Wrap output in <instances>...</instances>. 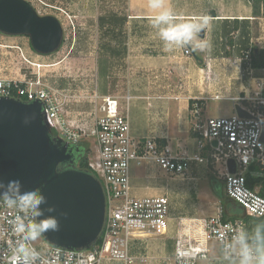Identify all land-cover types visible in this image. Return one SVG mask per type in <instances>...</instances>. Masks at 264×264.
<instances>
[{
    "label": "built area",
    "instance_id": "obj_1",
    "mask_svg": "<svg viewBox=\"0 0 264 264\" xmlns=\"http://www.w3.org/2000/svg\"><path fill=\"white\" fill-rule=\"evenodd\" d=\"M185 53L190 54L191 50L187 47ZM0 96L41 101L46 122L55 136L71 146L82 143L87 135L94 138L93 146L89 147L93 152L88 165L102 182L106 197L101 242L85 249H67L51 244L42 234L34 243L41 253V264H139L150 259L148 254H138L135 249L146 240L167 235L172 203L167 194H134L131 178L135 163L152 161L172 175H185L193 162L213 165L224 182L226 196L248 216H264V196L258 186L251 188L247 183L249 173L259 177L264 170V76L252 98L253 105H240L250 117L235 112L230 116L201 118L200 105L198 101L195 103L193 113L197 120L192 130L198 153L193 156L175 154L168 146L162 147L155 137L134 138L128 107L123 109L116 96H101L98 89L92 96L95 108L91 112L94 124L90 129L74 127L69 122L63 93L41 77L18 80L0 73ZM126 97L130 99L129 94ZM214 98L219 99L220 95ZM231 160L235 172L230 171ZM252 165L259 170L252 171ZM11 215L0 206V264H16L9 254L15 239L10 231ZM242 229L247 234L244 219L224 220L222 203L209 217L181 218L174 250L164 257V264H199L201 260L212 259L234 261L238 258Z\"/></svg>",
    "mask_w": 264,
    "mask_h": 264
},
{
    "label": "crops",
    "instance_id": "obj_2",
    "mask_svg": "<svg viewBox=\"0 0 264 264\" xmlns=\"http://www.w3.org/2000/svg\"><path fill=\"white\" fill-rule=\"evenodd\" d=\"M169 3L185 18L200 16L206 19L204 35L199 34L204 48L193 50L191 46H186L174 48L172 51L150 50L151 54L134 56L136 62L151 63L149 70L152 74L151 80L135 75L137 71H130L127 81L122 83L124 87L121 90L116 92L114 89L120 86V82L118 85L115 83L113 87L107 82V86L104 89L98 88V91L101 96L118 97L121 107L123 109L128 107L129 119L131 102L137 101L134 103V109L141 114V120L139 126H132L130 119L131 135L134 138L155 137L159 143H164L163 147L168 146L175 154L193 156L198 153L195 133L192 132L196 117L193 112L197 101L202 104L199 116L201 118L221 117L210 111L211 104L207 103L208 100L233 102L234 111L230 113L231 110L228 109L224 116L233 115L238 104L253 105L252 98L259 90V82L264 73L263 67L252 66L251 58L256 50L264 49V16L254 14L250 0H169ZM124 12L128 18L126 25L129 28L135 30L150 28L151 25L146 18L147 0H126ZM243 27L249 28L247 35L243 34ZM8 37L16 38L12 35ZM149 40H152L151 47H163L160 39ZM187 47L191 50L190 54L185 53ZM130 57L132 56L128 55V60L133 62V58ZM108 69L106 64L107 80ZM128 94L129 100L126 97ZM216 95H220V98L215 99ZM233 97L242 99L233 100ZM154 166L156 165L152 161L135 163L132 166L131 183L134 194L163 195L160 192L168 189V185L161 186L160 181L158 182L157 177L163 176H157L153 169L150 170ZM140 167L144 169H139ZM194 167L205 169L206 165L193 162L188 173H192ZM164 194L169 195L168 191ZM211 200L210 197L206 205L210 204ZM219 204L218 199L212 200V205ZM181 218L189 220L196 217L180 214L176 216L170 213L165 238L170 235L171 243L164 245L161 242L164 237L159 243L163 258L174 250V239Z\"/></svg>",
    "mask_w": 264,
    "mask_h": 264
},
{
    "label": "rangeland",
    "instance_id": "obj_3",
    "mask_svg": "<svg viewBox=\"0 0 264 264\" xmlns=\"http://www.w3.org/2000/svg\"><path fill=\"white\" fill-rule=\"evenodd\" d=\"M26 1L40 16L53 15L58 18L63 27L61 46L56 52L43 55L33 49L29 36L18 35L11 39L0 31V73L18 80H34L41 77L43 81L59 89L63 93L65 116L74 127L92 128L94 120L91 112L95 108L92 96L96 89H104L107 82L112 87L120 82V86L114 88L117 92L124 87L122 83L127 81L130 71H137L135 75L142 78L152 79L149 72L151 63L147 61L139 63L134 61L136 57H133L151 54L150 50L162 51L164 47H151L152 40L149 39H159L156 30L151 26L135 30L126 25L128 20L124 12L126 0ZM248 30L249 28L243 27V34L247 35ZM254 32L256 34V29ZM128 55L132 56L130 58H133V62L128 60ZM105 63L109 68V80L106 79ZM136 102H131L132 126H139L141 120V114L134 109ZM207 103L211 104L210 111L219 116H224L228 109L231 110L230 113L234 111V104L230 101L208 100ZM199 105L202 107V104ZM196 120L197 117L194 118L193 124ZM93 143L92 136L82 138V144L87 147L93 146ZM92 152L90 149L89 157ZM152 169L155 175L163 176L157 177L160 185H168V189L165 188L160 193L168 191L172 203L171 214L176 216L180 214L186 217L205 218L213 215L218 206L212 205V200L218 199L221 204L216 194V185H222L223 196L227 197L224 182L215 172L213 165L206 166L205 169L194 167L192 173H188L189 169L185 175L168 174L156 166L150 170ZM209 196L212 200L206 205L210 201ZM162 237L164 236L158 235L138 245L136 253L150 256L146 263L139 264H164L159 248ZM170 241L169 235L161 242L169 245ZM213 254H216L215 250ZM169 255L171 252L167 253V256ZM237 259L231 262L237 264ZM199 264L226 262L212 259L201 260Z\"/></svg>",
    "mask_w": 264,
    "mask_h": 264
},
{
    "label": "water",
    "instance_id": "obj_4",
    "mask_svg": "<svg viewBox=\"0 0 264 264\" xmlns=\"http://www.w3.org/2000/svg\"><path fill=\"white\" fill-rule=\"evenodd\" d=\"M0 31L29 36L33 49L43 55L56 52L63 40L58 18L40 16L26 0H0ZM236 112L251 116L239 104ZM74 161L71 145L53 135L41 101L0 96V181L19 180L24 190L41 189L47 199L41 207L55 209L44 215L59 223L58 230L43 233L45 239L55 246L85 249L101 236L106 197L100 179L76 168ZM230 171L235 172L233 160Z\"/></svg>",
    "mask_w": 264,
    "mask_h": 264
},
{
    "label": "clouds",
    "instance_id": "obj_5",
    "mask_svg": "<svg viewBox=\"0 0 264 264\" xmlns=\"http://www.w3.org/2000/svg\"><path fill=\"white\" fill-rule=\"evenodd\" d=\"M147 20L156 30L165 51L191 46L202 50L204 43L199 34L206 27V19L200 16L185 18L177 13L169 0H147ZM47 199L41 189L24 190L19 180L0 181V206L11 212L10 231L15 239L9 247L16 264H41V253L34 247L41 235L58 230L55 216H45L54 208H42ZM256 243L253 244L244 230L238 238L237 264H264V225L254 228Z\"/></svg>",
    "mask_w": 264,
    "mask_h": 264
},
{
    "label": "trees",
    "instance_id": "obj_6",
    "mask_svg": "<svg viewBox=\"0 0 264 264\" xmlns=\"http://www.w3.org/2000/svg\"><path fill=\"white\" fill-rule=\"evenodd\" d=\"M253 4L254 14L256 16H264V0H250ZM252 66L257 67H263L264 68V49H258L255 53L252 54ZM22 100L27 101L25 97H21ZM53 135H55V131L52 130ZM160 145L163 147L164 143H160ZM72 150L75 155V161L74 166L81 170H88L91 171L88 165L89 162V153L90 149L89 147L83 145L82 143L78 145H72ZM251 170H259V167L252 165ZM263 175L259 177H255L251 175V173L248 174L247 183L251 188L259 187V192L261 195L264 196V170L262 171ZM222 185L216 186V194L221 200V203L224 208V220H234L237 218H242L247 223V237L248 239L255 244L256 239L254 236V228L256 225H264V216L261 217H252L248 216L244 210L241 208L240 205H238L236 202L231 200L228 197H224L222 193ZM101 242V238L98 240V243ZM226 262V264H232L231 261H223Z\"/></svg>",
    "mask_w": 264,
    "mask_h": 264
}]
</instances>
